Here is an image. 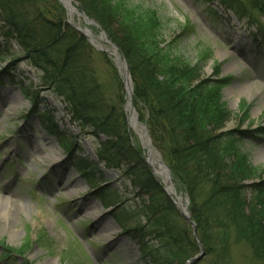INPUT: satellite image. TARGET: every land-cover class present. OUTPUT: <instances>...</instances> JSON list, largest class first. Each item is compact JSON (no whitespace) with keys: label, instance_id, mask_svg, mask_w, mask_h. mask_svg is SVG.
Here are the masks:
<instances>
[{"label":"rangeland","instance_id":"rangeland-1","mask_svg":"<svg viewBox=\"0 0 264 264\" xmlns=\"http://www.w3.org/2000/svg\"><path fill=\"white\" fill-rule=\"evenodd\" d=\"M125 1L128 8L137 9V13L156 16L164 46H172L171 54L183 57L191 65H202L203 79L231 80L221 95L231 113L222 133L237 134L234 139L225 141V148L245 157L258 169L264 182V158L260 157L264 153V41L255 38L264 19L255 18L253 24H249L248 19L238 20L224 6L221 11L219 0ZM58 2L65 7L60 0ZM72 5L77 12L70 14L65 8L67 18L63 20L91 46L89 60L95 78L92 86L98 88L115 116L125 118L130 142L148 166L159 189L148 195L139 194L132 184L130 167L108 169L106 163H100L102 143L110 139L92 134L93 130L83 129L73 121L63 99L44 83L43 73L28 63L16 42L3 39L0 24V199L6 200L0 219V264H150L144 259L134 233L122 230L112 218L111 212L116 207L119 212L131 214L128 221L133 227L147 229L150 250L158 243L155 233H162L164 229L154 225L173 226L187 247L183 254L170 256L165 264H185L200 255L198 233L182 220V212L173 204L176 196L167 191L164 177L155 173L149 163V149L173 180L172 171L156 152L147 126L136 110L139 129L131 126L124 70L114 56L102 51L113 50L110 42L101 39L102 26L79 2ZM249 12L258 15L252 10ZM55 18L57 13L52 16ZM112 25L115 31V21ZM83 29L90 31L91 40ZM119 55L122 62L124 58L128 64L134 99L130 62L121 52ZM22 92L38 96L36 115L30 114L31 103ZM1 96H4V103ZM40 113H47L45 124L51 120L60 134L75 146L72 155L75 160L92 163L95 177L92 181L98 185L80 176L65 144L49 136L44 129ZM239 132L245 133L244 139H235L241 135ZM145 134L149 141L147 147L143 142ZM230 155L225 154L224 163L228 166L233 163ZM246 185L250 199L251 188L259 185V181H249ZM101 188L103 191H99ZM175 189L182 196L185 209H190L189 198L177 186ZM165 199L175 207L177 217L166 212L170 206ZM192 236L198 245L193 249ZM201 247L205 256L197 264H213L216 253L211 251L214 248ZM6 248L16 251L14 259L5 258ZM229 264L261 263L254 261L245 244H238L232 245Z\"/></svg>","mask_w":264,"mask_h":264},{"label":"trees","instance_id":"trees-1","mask_svg":"<svg viewBox=\"0 0 264 264\" xmlns=\"http://www.w3.org/2000/svg\"><path fill=\"white\" fill-rule=\"evenodd\" d=\"M219 1L239 19H248L249 24H253L255 18L264 19V0ZM76 2L95 18L130 62L136 112L147 126L156 152L172 171L173 183L189 198L190 214L197 226L200 244L204 248H214L211 252L216 253L213 264H229L232 245L238 244H245L254 261L264 264L263 178L245 157L225 148V141L234 139L237 133H222L231 113L221 95L231 80L203 79L202 65H191L183 57L172 55V46H164L156 16L137 13V9L128 8L125 0ZM55 13L57 18L52 19ZM0 17L3 39L16 42L28 63L43 73L44 83L63 99L73 121L83 129L93 130L92 134L110 139L102 143L100 163H106L108 169L130 167L132 184L139 194L148 195L159 189L148 166L130 142L125 118L115 116L98 88L92 86L95 78L90 68L91 46L83 35L65 23L63 18H67V12L58 0H0ZM113 21L117 25L115 31ZM255 38L264 41V25L258 28ZM23 93L32 102V114L36 115L38 96ZM46 114H41L46 132L65 144L77 171L92 185H98L92 181L95 179L92 163L73 158L75 146L60 134L51 120L45 124ZM239 133L241 135L235 139H244L245 133ZM226 153L233 156L229 166L224 163ZM257 180L259 185H253L252 197L248 199L246 183ZM110 197H107L109 202ZM165 200L170 206L166 212L177 217L175 207ZM118 210L116 207L111 213L112 218L122 230L134 233L147 263L165 264L170 256L186 251L187 245L177 230L160 223L154 226L164 229L162 233H155L158 243L150 250L147 229L133 227L128 221L131 214ZM149 212L153 214L154 211L150 209ZM182 220L186 223L184 218ZM190 245L192 249L198 246L193 236ZM15 252L6 248L4 256L14 259Z\"/></svg>","mask_w":264,"mask_h":264},{"label":"bare ground","instance_id":"bare-ground-1","mask_svg":"<svg viewBox=\"0 0 264 264\" xmlns=\"http://www.w3.org/2000/svg\"><path fill=\"white\" fill-rule=\"evenodd\" d=\"M67 2V1H66ZM74 9V8H72ZM76 11H72V13H75ZM111 53L115 56V60L117 61V63H119V65H122V69L124 68L123 66V62H122V59L118 53V51H111ZM122 63V64H121ZM127 89H129V85H126ZM244 90V89H243ZM1 101L2 103H4V96H1ZM129 108V107H128ZM130 109V108H129ZM13 111H15L14 109H12ZM137 117L136 115L134 114L131 118H130V122H131V126L138 130L139 129V126L137 124ZM144 143L146 144V147L148 146L149 144V141H148V137L147 135L145 134L144 136ZM146 139V140H145ZM149 160H150V164L154 167V171H156L155 173H157L158 175H161L164 177L165 179V183H166V189L167 191L172 194L174 197L176 196L178 198V201L180 202V206L181 208H184L185 207V204H184V201L182 199V197H179L178 194H177V191L175 189V185L173 183V180L172 178L170 177V175L167 173L166 169L161 165V163L156 159L153 151L151 149H149ZM261 158H264V153H261L260 155ZM71 184H74V182H72ZM6 205V200L5 199H0V219H1V216L2 215V212L4 210V207ZM26 209H28V207H26ZM29 210V209H28ZM6 215V213L4 214ZM15 236H13L14 238Z\"/></svg>","mask_w":264,"mask_h":264},{"label":"water","instance_id":"water-1","mask_svg":"<svg viewBox=\"0 0 264 264\" xmlns=\"http://www.w3.org/2000/svg\"><path fill=\"white\" fill-rule=\"evenodd\" d=\"M62 2V4L65 6L64 8H66L70 14H72V11H76V8L72 5L73 3H76L74 0H60ZM67 1V2H66ZM74 8V9H72ZM77 12V11H76ZM90 21V20H88ZM89 38V37H88ZM92 38L90 37V40ZM106 41L110 42L113 46V51H119L118 48L116 47V45L114 43L111 42L110 38H108V36H106ZM103 52H105L106 54L108 55H113L112 53L108 52V51H105V50H102ZM123 70H124V82L126 85H129V89L127 94H126V98H127V101H128V107L130 108L129 111H130V118L136 113H135V108H134V100H133V91H132V86H131V81H130V73H129V70H128V64L126 62V60L123 58ZM170 198L173 200V197L170 196ZM175 206L179 209L180 212H182L181 214L184 215V217L186 218V220L188 222H190V224L192 225V228L194 230V233H196V226L195 224L192 223L191 219H190V215L187 213H185L184 211H182V208L180 206V202L178 201V198L177 199H174V203ZM205 256V252L203 250V248L201 247L200 245V255L196 258H193L191 260H189L186 264H197L200 260H202V258Z\"/></svg>","mask_w":264,"mask_h":264}]
</instances>
